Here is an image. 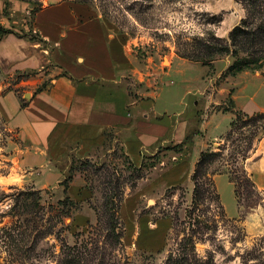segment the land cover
I'll return each instance as SVG.
<instances>
[{
  "label": "rangeland",
  "instance_id": "obj_1",
  "mask_svg": "<svg viewBox=\"0 0 264 264\" xmlns=\"http://www.w3.org/2000/svg\"><path fill=\"white\" fill-rule=\"evenodd\" d=\"M63 1L124 39L120 84L155 103L153 120H185L182 141L170 130L135 161L109 133L95 149L42 157L0 115V264H264V112L244 116L232 98L236 78L244 98L264 91V0H0V29L75 49L69 31L85 26L37 19ZM54 66H0V94L35 88L22 82L43 71L37 89L47 85Z\"/></svg>",
  "mask_w": 264,
  "mask_h": 264
},
{
  "label": "crops",
  "instance_id": "obj_2",
  "mask_svg": "<svg viewBox=\"0 0 264 264\" xmlns=\"http://www.w3.org/2000/svg\"><path fill=\"white\" fill-rule=\"evenodd\" d=\"M41 18L53 20L48 23L54 25H60L61 19L77 22L86 30L69 31L74 39H79L75 49L56 48L53 52L12 32L0 35V66L8 74L40 71L50 63L55 64L47 85L37 89L46 73L43 71L22 82L35 88L22 94L11 88L0 94V115L36 154L44 157L58 149L86 152L99 147L112 133L126 154L138 161L140 150L152 151L158 143L168 140L170 130L175 129V143L182 141L185 120L179 126L173 117L153 120L158 116L155 103L140 101L120 84L123 74L117 73L116 68L129 64L131 56L124 39L113 35L107 23L95 18L83 20L69 1L43 7L37 14V19ZM69 33L63 31L58 37L67 40ZM71 51H79L75 59ZM236 82L233 87L237 89L232 94L236 109L244 116L263 113L264 91L262 96L256 91L244 98ZM260 84L263 88L264 82ZM221 91L217 96L225 95V89ZM26 93L30 96L25 97ZM191 104V99L184 103L185 112L191 111L190 114L194 111ZM146 115L149 120L141 117Z\"/></svg>",
  "mask_w": 264,
  "mask_h": 264
},
{
  "label": "trees",
  "instance_id": "obj_3",
  "mask_svg": "<svg viewBox=\"0 0 264 264\" xmlns=\"http://www.w3.org/2000/svg\"><path fill=\"white\" fill-rule=\"evenodd\" d=\"M8 32H12V31L4 32L2 29H0V35H4L5 33H8ZM247 33L249 34V36L253 37V33H251V32L250 33L247 32ZM223 50H225L226 52L229 53L230 47L225 45L223 47ZM231 53H232L233 56H236V57L239 55L238 50L235 49V48L233 49V51ZM235 64L239 65V67H249L248 65H245L244 63H241V58L237 59V61L234 63V66H235ZM209 154H211V153H209ZM210 156L211 155H208V154L206 155V153L202 154L201 155V161L203 162V161H205V159L208 160L209 159L208 157H210ZM166 264H207V262L206 261H200L198 259L197 260L189 259V258H186L184 256V257H175V258L174 257H170Z\"/></svg>",
  "mask_w": 264,
  "mask_h": 264
},
{
  "label": "water",
  "instance_id": "obj_4",
  "mask_svg": "<svg viewBox=\"0 0 264 264\" xmlns=\"http://www.w3.org/2000/svg\"><path fill=\"white\" fill-rule=\"evenodd\" d=\"M30 96V93H26L25 97H29Z\"/></svg>",
  "mask_w": 264,
  "mask_h": 264
}]
</instances>
